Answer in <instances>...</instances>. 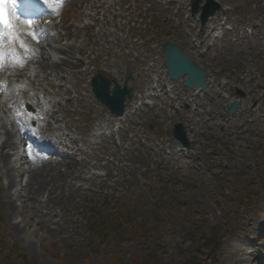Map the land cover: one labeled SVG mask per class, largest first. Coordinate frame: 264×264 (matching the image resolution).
I'll list each match as a JSON object with an SVG mask.
<instances>
[{
    "label": "rangeland",
    "instance_id": "obj_1",
    "mask_svg": "<svg viewBox=\"0 0 264 264\" xmlns=\"http://www.w3.org/2000/svg\"><path fill=\"white\" fill-rule=\"evenodd\" d=\"M169 1L172 5L166 9L144 0H122L128 18H107L111 31L116 30L113 23L124 24L115 32L116 47L89 54L92 64L77 82L86 101L82 106L75 101L77 94L70 92V104L63 101L64 120L72 129L74 123L79 124L86 135L95 130V115L112 121L107 108L94 98L92 76L104 70L108 77L123 83L129 67L134 74L129 84L139 96L152 77L165 69L160 49L166 40L182 45L205 68L211 85L208 92L187 89L180 79L171 83L155 108L137 110L133 117L129 114L109 127L102 123L106 133L114 132L113 142L98 151L100 159H93L102 167L82 172L73 181V189L49 193L30 187L28 176L23 177L24 167L16 168L12 172L16 208L7 209L3 198L7 181L0 175V243L10 241L41 264H134L141 256L139 230L164 262L182 264L204 241L200 235L215 227L228 232L221 241L219 264H264V0H216L224 9L235 7L227 14L228 22L234 19L235 24L234 33L228 32L214 44L206 37L209 30L204 29L203 34L198 20L189 14L187 0ZM136 3L139 6L135 7ZM250 24L259 25V29H250L239 38ZM85 34L80 31L76 40L86 38ZM199 35L205 38L201 46ZM69 40L61 39L57 45ZM75 55L84 58V53ZM152 57L156 58L154 67ZM147 66L151 67L149 75L145 74ZM67 86L75 88L71 81ZM236 87L246 96L240 111L229 116L226 109L235 99ZM193 94L195 109L190 104ZM76 108L80 112L73 111ZM214 111L221 112L223 119L207 120V142L201 144L203 114ZM177 122L186 125L191 140L181 154L173 152L179 147L171 136ZM31 198L42 201L55 224L35 213ZM106 206L117 207L114 212L125 216L126 222L114 230L116 224L103 215L106 223L101 236L106 238L102 242L92 221ZM193 227L199 229L196 234Z\"/></svg>",
    "mask_w": 264,
    "mask_h": 264
},
{
    "label": "bare ground",
    "instance_id": "obj_2",
    "mask_svg": "<svg viewBox=\"0 0 264 264\" xmlns=\"http://www.w3.org/2000/svg\"><path fill=\"white\" fill-rule=\"evenodd\" d=\"M144 1L155 3L161 6L160 8L169 9L170 6L168 2ZM136 6H139L138 3ZM20 10L22 13H28L27 18L21 17L25 23L19 35L29 48L27 50L20 48L18 42L9 41H4L0 46L5 53L0 62V175L7 181L3 194L7 209L16 208L12 199L16 180L12 172L17 167L26 166L24 174L28 176L27 185L33 188L36 186L39 190H46L49 193L63 190L65 187L73 189L75 188L73 181L79 179L82 172L102 167L93 163V159H100L98 151L106 143H112L114 139V132L106 133L102 123L109 127L115 121L126 120L133 105L132 101L125 114L122 117L113 116L112 121L95 115L92 119L95 130H92L90 135H86L77 123H74L75 130L72 129L69 121L64 120L62 111L64 100L70 104L69 95L72 91L77 94L75 96L77 103L82 104L86 101L77 90V82H80L89 71L88 67L92 64L89 54L98 49L101 51V48L105 49L106 45L109 49L116 47L115 32L122 30L124 24L122 21L113 23L116 30L111 31L107 18H128L130 13L124 8L122 0H48L47 3L45 0H28ZM230 10L227 9L225 12L229 13ZM33 16H43L44 20L41 24L33 22L36 27L31 29L26 20ZM210 21L223 30L218 15ZM28 31L38 33V39L34 40L28 36ZM80 31L86 32V38L77 41ZM64 38L70 39V42L58 46V41ZM10 50H15L17 55L9 54ZM75 52L84 53V58L77 57ZM68 81L74 83L75 88L68 87ZM73 111L80 112L77 108ZM133 116L131 114V117ZM208 118L222 120L223 114L215 111L204 117ZM206 127L207 120L204 124L201 123L199 130L200 142L204 145L207 142ZM37 137L43 141H39L43 143L41 146L46 145L59 151L58 157L38 156L35 154L38 152L36 148L32 150L31 156H23L16 151L23 143L31 139L36 141ZM80 143L87 147L79 146ZM108 151L113 152V149L110 148ZM15 161L19 162L18 166L14 165ZM30 202L35 207V213L44 215L51 224L56 223L52 217L50 218L51 212L45 210L42 201L31 198ZM61 218L62 216L60 220ZM19 227L20 224L17 222L16 228Z\"/></svg>",
    "mask_w": 264,
    "mask_h": 264
},
{
    "label": "water",
    "instance_id": "obj_3",
    "mask_svg": "<svg viewBox=\"0 0 264 264\" xmlns=\"http://www.w3.org/2000/svg\"><path fill=\"white\" fill-rule=\"evenodd\" d=\"M202 0H193V13L199 9V3ZM206 4L202 7L201 15L202 23L204 24L209 15H213L219 9V5L212 0H206ZM163 53L168 64L169 76L172 79H179L181 76L187 75L185 84L188 87H202L206 90V78L204 69L199 67L185 53L181 46L167 41L163 44ZM132 79L130 70H127L126 82L123 87L115 80H110L100 71L92 79L93 92L95 97L106 105L110 111L116 116H121L126 107V100L132 98L133 88L128 87V80ZM114 83V88L111 94V84ZM239 96L244 93L237 91ZM240 106L239 101H234L228 108V112L233 114L235 109ZM173 136L180 140L185 146H189V140L186 135L185 128L182 124H176L173 130Z\"/></svg>",
    "mask_w": 264,
    "mask_h": 264
},
{
    "label": "trees",
    "instance_id": "obj_4",
    "mask_svg": "<svg viewBox=\"0 0 264 264\" xmlns=\"http://www.w3.org/2000/svg\"><path fill=\"white\" fill-rule=\"evenodd\" d=\"M115 209L118 210L117 207L106 206L104 211L98 212L96 219L92 221L93 231L102 242L106 238L105 236H101V233H103V226L106 223L102 219L103 215L111 224H116L114 230H118L125 225V216L116 215V212H114ZM198 230L199 229L196 227H193L192 233L196 234ZM138 231L139 230H137V239L141 244V256L134 264H169L164 262L158 254L148 247L145 236ZM227 233L228 232H226L225 235L220 229H216L215 227H212L208 234L202 233L200 239L202 238L204 241L201 242L198 250L186 258L182 264H219V258L222 254L221 241L223 238L227 237ZM10 244V241L0 243V251L2 252L0 264H41Z\"/></svg>",
    "mask_w": 264,
    "mask_h": 264
},
{
    "label": "snow or ice",
    "instance_id": "obj_5",
    "mask_svg": "<svg viewBox=\"0 0 264 264\" xmlns=\"http://www.w3.org/2000/svg\"><path fill=\"white\" fill-rule=\"evenodd\" d=\"M48 0H45L47 3ZM28 3V0H0V46L4 41L18 42L20 48L28 49L29 45L19 35L23 30V23L21 20L24 13L21 12V7ZM26 23L29 28L34 29L36 25L31 19H27ZM27 35L34 40L38 39L39 34L34 31H28ZM9 54L16 56L15 50H10ZM5 56L4 51L0 48V62ZM22 66V65H21Z\"/></svg>",
    "mask_w": 264,
    "mask_h": 264
}]
</instances>
